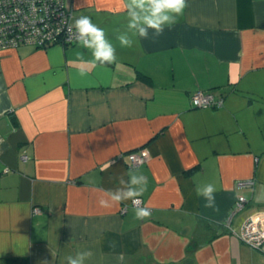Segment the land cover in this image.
<instances>
[{
	"label": "crops",
	"instance_id": "obj_1",
	"mask_svg": "<svg viewBox=\"0 0 264 264\" xmlns=\"http://www.w3.org/2000/svg\"><path fill=\"white\" fill-rule=\"evenodd\" d=\"M67 2L118 59L80 76L73 62L91 54L78 44L0 51V264H64L81 249L87 264H258L264 249L236 233L264 213V0H187L155 40L128 29L131 0ZM198 93L221 105L194 108ZM141 151L151 217L131 201L100 207ZM207 183L218 211L196 194Z\"/></svg>",
	"mask_w": 264,
	"mask_h": 264
},
{
	"label": "clouds",
	"instance_id": "obj_2",
	"mask_svg": "<svg viewBox=\"0 0 264 264\" xmlns=\"http://www.w3.org/2000/svg\"><path fill=\"white\" fill-rule=\"evenodd\" d=\"M187 0H131L130 5L123 9L129 16L127 27L135 30L136 36L141 39H149V30H152L151 39H158L164 34L166 28L171 29L184 15L187 8ZM78 46L91 54V59H85L82 53H78L74 66L80 76L89 72V66L109 65L117 61L116 46L106 35L103 28L93 23L91 17L81 15L77 17L69 30ZM121 47H131L133 40L125 34L116 37ZM133 171L139 173L130 174ZM128 177L126 180L125 177ZM118 187L114 189H100L101 196L98 204L102 208H111L117 204L131 201L135 208V217L138 220H145L151 217L152 210L149 206H142L141 197L147 191L148 178L139 172L135 165L117 178ZM198 197H203L204 207L218 211L215 193L216 187L212 183L198 186L196 189ZM94 253L88 249L77 250L68 253L63 257L64 264H87Z\"/></svg>",
	"mask_w": 264,
	"mask_h": 264
},
{
	"label": "built area",
	"instance_id": "obj_3",
	"mask_svg": "<svg viewBox=\"0 0 264 264\" xmlns=\"http://www.w3.org/2000/svg\"><path fill=\"white\" fill-rule=\"evenodd\" d=\"M65 2V0H0V51L19 47L42 50L54 45L64 47L77 45L72 36L74 29L69 30L74 17ZM191 104L197 109L217 108L221 105V100L216 101L210 93H198L192 98ZM28 159L26 155L21 157L22 161ZM147 159L146 151L128 155L130 166L138 167ZM251 184L252 182H240L239 187ZM244 203L245 199L239 197L232 215L240 211ZM236 236L251 247L264 245V213H256L246 218Z\"/></svg>",
	"mask_w": 264,
	"mask_h": 264
},
{
	"label": "rangeland",
	"instance_id": "obj_4",
	"mask_svg": "<svg viewBox=\"0 0 264 264\" xmlns=\"http://www.w3.org/2000/svg\"><path fill=\"white\" fill-rule=\"evenodd\" d=\"M242 183V182H241ZM244 183H247V182H244ZM239 184L240 183H238V188L241 190V189H244L246 186H248V185H246V186H244V187H239ZM244 207V206H243ZM243 209V208H242ZM241 209V210H242ZM240 210V211H241ZM239 212V211H238ZM236 235H237V233H236ZM239 239V238H238ZM240 241H241V239H239ZM243 242V241H242ZM243 243H245V242H243ZM246 244V243H245ZM248 246H250L251 247V245H249V244H247ZM251 248H253V249H255V250H261V249H264V245H259V247H251ZM258 261V262H257ZM256 262L258 263V264H264V259H261V261H260V259H258Z\"/></svg>",
	"mask_w": 264,
	"mask_h": 264
},
{
	"label": "trees",
	"instance_id": "obj_5",
	"mask_svg": "<svg viewBox=\"0 0 264 264\" xmlns=\"http://www.w3.org/2000/svg\"><path fill=\"white\" fill-rule=\"evenodd\" d=\"M66 2H65V4H66V6L68 7V10L70 11V12H72V9L69 7V4H68V2H67V0H65ZM72 14H73V12H72ZM73 17H74V15H73ZM20 48V47H19ZM18 48V49H19ZM23 48H25V47H23ZM9 50V49H8ZM6 51V50H5ZM109 65H112V64H109Z\"/></svg>",
	"mask_w": 264,
	"mask_h": 264
}]
</instances>
